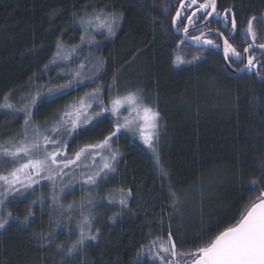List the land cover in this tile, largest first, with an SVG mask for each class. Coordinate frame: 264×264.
I'll return each instance as SVG.
<instances>
[{"label":"trees","instance_id":"1","mask_svg":"<svg viewBox=\"0 0 264 264\" xmlns=\"http://www.w3.org/2000/svg\"><path fill=\"white\" fill-rule=\"evenodd\" d=\"M179 4L180 0H0V103L5 102V93L14 91L7 102L17 105L28 90L29 77L39 73L56 51L57 39L66 46L79 42L82 30L74 23L73 13H83L85 5H95L96 11L123 13L116 35L102 40L96 50L98 58L106 61L97 82L107 85L115 75L113 95L140 89L145 103L160 112L158 147L170 176L169 180L160 178L152 153L141 143L126 134L118 136L113 146L121 157L113 178L88 194L80 190L63 199L65 206L83 197L98 202L91 213L85 209V215L97 217L92 232L99 230L98 239L86 241L71 257L64 256L55 245L62 244L66 252L77 239L78 230L69 234L67 229H57L52 245H39L32 233L48 232L54 227L50 220L61 217L48 206L50 201L43 210L36 204L32 206L34 222L30 227L11 223L7 230L0 229V264H153L150 256H137L141 245L147 248L151 240L166 236L171 229L178 248L195 249L235 223L254 201L258 193L249 182L260 180L264 169V69L261 76L225 71L221 45L219 49L211 45L196 48L184 43L177 48L180 36L174 34L170 23ZM219 5L232 8L237 15L240 31L229 43L240 46L238 51L250 42L251 38H244L243 29L252 16L258 17L254 22L257 43H264V0H219ZM229 30H222L226 37ZM209 39L220 44L215 35ZM250 54L264 59L262 53ZM177 55L185 60L194 56L200 59L175 65ZM241 66L235 64L233 68ZM75 92L36 109L34 121L43 124L55 119V110L72 101ZM3 111L0 143L16 137L23 126L22 114L13 119ZM111 127L105 120L73 140L71 150L102 139ZM9 167L0 165V171ZM120 188L131 189L130 211L102 199ZM49 191L42 184L27 199L3 211L23 219L31 201L41 194L47 201ZM115 213L120 215L113 222L109 217ZM79 219L77 209L70 226L74 228Z\"/></svg>","mask_w":264,"mask_h":264},{"label":"snow or ice","instance_id":"2","mask_svg":"<svg viewBox=\"0 0 264 264\" xmlns=\"http://www.w3.org/2000/svg\"><path fill=\"white\" fill-rule=\"evenodd\" d=\"M89 7L93 8L92 12L87 11ZM73 17L74 23L82 30L79 43L66 46L58 38L52 57L43 64L39 73H33L29 77L28 90L20 96L22 102L19 105L7 102L15 94L10 91L4 94L5 102L0 103V110H4L3 115L13 119L23 115L21 133L0 143V165H11L6 171H0V229L7 230L11 223L27 229L34 222L32 206L39 204L43 210L50 201L48 206L57 210L61 218L50 220L54 227L48 232H33L32 236L41 246L52 245L57 229H67L69 234L78 230L77 239L66 252L62 244L55 245L58 251L68 257L79 252L86 241L98 239L99 230L92 232L93 222L97 217L93 214L85 215V209L91 213L92 209L98 206V202L94 198L83 197L79 202L72 201L65 206L62 203L64 194L73 191L74 185H79L81 191L99 189L113 178L121 157L119 150L113 148V141L118 136L130 133L134 139L138 138L152 153L160 178H170L158 147L162 117L154 106L145 103L146 98L142 90H129L124 94L113 95L117 84L115 75L111 83L97 84L104 74L106 61L95 57L92 52L80 59L76 69L68 67L74 59L80 58L85 47H101L103 41L96 39L97 35L102 36L104 40L115 36L123 13L108 12L104 9L96 11L95 5H85V11L80 14L73 13ZM257 20L256 16L247 20L243 35L245 39H251L246 47H242V51L237 50L240 46L234 47L229 43L240 31L237 15L232 8H225L221 12L218 9V0H180L175 15L171 17L170 28L175 30L174 34L183 33L177 42V48L191 41L197 45H211L219 49V42L208 38L210 34H216L218 38L223 39L222 63L225 71L261 76L264 59L250 54L256 49L264 50V43H257V31L254 27ZM213 21L226 30L230 25L229 36L226 37L219 29L208 28L207 32L204 31ZM261 22L264 23V19ZM191 32H199V35H191ZM199 59V56H194L192 60H185L177 55L173 63L191 64ZM92 60H95L94 64L91 63ZM235 64L242 66L233 68ZM53 70L56 71L50 75ZM38 79H44L45 82L35 83ZM88 84L96 86L57 108L53 122L46 120L39 124L34 121L36 109L55 104ZM124 112L127 114L124 115ZM105 120H108L112 127L102 139L85 142L71 150L73 140L95 130ZM42 183L51 186L47 201L45 194L33 199L23 219L14 217L11 211H3L14 202L27 199ZM249 183L258 193L254 201L235 223L223 228L207 243L192 250L178 248V241L169 229L166 236L151 240L147 248L141 245L137 256L148 255L153 264L157 261L159 264H264V169L260 180L253 178ZM169 192L175 196L171 187ZM117 194L118 200L115 196L102 199L106 200L108 205L119 204L122 210L130 211L128 206L132 196L131 189L120 188ZM77 209L80 219L73 228L69 222ZM119 215L120 213H115L109 219L115 222Z\"/></svg>","mask_w":264,"mask_h":264},{"label":"rangeland","instance_id":"3","mask_svg":"<svg viewBox=\"0 0 264 264\" xmlns=\"http://www.w3.org/2000/svg\"><path fill=\"white\" fill-rule=\"evenodd\" d=\"M122 21H120V23H121ZM117 31V30H116ZM176 34H178V33H176ZM178 36H180L179 34H178ZM114 37V36H113ZM113 37H111V38H109V39H107V40H111ZM180 38H181V36H180ZM250 38V37H249ZM96 39H98V40H104L103 39V37L102 36H100V35H97L96 36ZM79 43V42H78ZM96 50H97V48H88V47H85L84 48V51L80 54V58L79 59H74L73 60V62L71 63V64H69L68 65V67H70V68H72V69H76L77 68V66L79 65V63H80V59H83V57L84 56H86L89 52H92V53H94L95 54V57H97L98 58V55H97V52H96ZM91 63H95V60H92L91 61ZM97 84H98V82H97ZM96 85L95 84H88L86 87H84V88H81L79 91H80V94H77V92H75L74 93V95H75V97H78V96H80V95H82L83 94V92H85V91H89V90H91V88H93V87H95ZM124 115H126L127 113L126 112H124L123 113ZM54 121V119L52 120V119H50L49 120V123H51V122H53ZM160 125H161V121H160ZM124 134H126V135H129L134 141H136V142H138V143H141L140 141H139V139L138 138H133L132 137V135L130 134V133H124ZM142 144V143H141ZM143 145V144H142ZM144 146V145H143ZM145 147V146H144ZM113 148H114V146H113ZM146 148V147H145ZM115 149V148H114ZM147 149V148H146ZM148 150V149H147ZM149 151V150H148ZM150 152V151H149ZM42 184H44L45 185V189H49V190H51V186L49 185V184H46V183H42ZM73 191H71L70 193H65L64 194V198H68V196H70V195H72V194H75L76 192H80V186L79 185H74L73 186ZM89 191H93V190H89ZM89 191H84V192H86V193H84V194H88V192ZM50 192V191H49ZM109 196H115L116 197V199L118 200L119 199V196H118V194H117V190L116 191H111V192H109V194H108V197ZM63 198V199H64ZM63 199H62V203H63ZM114 205H117V204H114ZM110 206H112V205H110ZM87 215H89V213L87 214Z\"/></svg>","mask_w":264,"mask_h":264},{"label":"flooded vegetation","instance_id":"4","mask_svg":"<svg viewBox=\"0 0 264 264\" xmlns=\"http://www.w3.org/2000/svg\"><path fill=\"white\" fill-rule=\"evenodd\" d=\"M201 2H202V0H201ZM180 5V4H179ZM179 7V6H178ZM196 6H194V8H195ZM223 6H221V5H219V0H218V9L221 11V12H223V10L225 9V8H223ZM190 14V13H189ZM182 27V26H181ZM229 27L230 26H228V29H229ZM208 28H212V29H219V31H222V30H226L225 28H223L221 25H219V24H217V23H215L214 21H213V23H211L210 25H207V27H205L204 28V31H208ZM226 31H228V30H226ZM180 36H182V32L181 33H178ZM177 34V35H178ZM191 35H199V32H191ZM212 35H215L217 38H218V36L216 35V34H210L209 36H208V38L210 37V36H212ZM219 41H220V45H221V48H222V41H221V38H219ZM186 43V42H185ZM187 44H189V43H187ZM191 44V43H190ZM189 44V45H190ZM204 46V45H203ZM247 46V45H246ZM245 46V47H246ZM254 52H259V51H254ZM260 53V52H259Z\"/></svg>","mask_w":264,"mask_h":264},{"label":"water","instance_id":"5","mask_svg":"<svg viewBox=\"0 0 264 264\" xmlns=\"http://www.w3.org/2000/svg\"><path fill=\"white\" fill-rule=\"evenodd\" d=\"M182 35H183V33H182ZM221 41H222V56H223V39H221ZM186 43H191V44H193L196 48H201V47H203V45L201 44V45H197V44H195L194 42H191V41H187ZM257 51H259L260 53H262V52H264V50H259V49H256ZM256 50H254V51H256ZM233 73V72H232ZM233 74H236V73H233ZM239 74H243V73H239Z\"/></svg>","mask_w":264,"mask_h":264}]
</instances>
